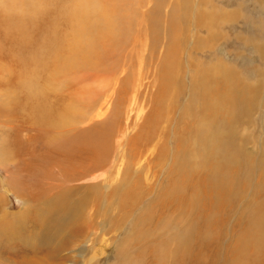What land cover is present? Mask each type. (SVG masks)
Returning a JSON list of instances; mask_svg holds the SVG:
<instances>
[{"label":"rangeland","instance_id":"rangeland-1","mask_svg":"<svg viewBox=\"0 0 264 264\" xmlns=\"http://www.w3.org/2000/svg\"><path fill=\"white\" fill-rule=\"evenodd\" d=\"M95 1L104 8L88 17L72 15L77 0H46L41 9L10 15L0 1V264H179L185 258L175 239L186 230L191 248L205 246L186 264H264V224L258 226L256 214L264 209V0ZM104 26L123 38L111 37L115 48L91 55L92 65L49 75L53 69L32 62L46 32L58 38L63 58L72 53L70 68L83 54L82 32ZM220 70L230 77L222 80ZM202 73L211 100L235 97L237 108L222 118L224 136L239 149L236 162L189 157L199 117L212 112L194 94ZM64 109L86 115L52 127ZM50 113L53 119L44 117ZM182 160L196 166L192 206L167 210L162 235L153 238V228L139 221L149 212L160 216L158 198L175 183L182 184L175 204L186 198ZM137 229L149 234L145 241L162 239L164 258L139 254L144 242L134 238Z\"/></svg>","mask_w":264,"mask_h":264},{"label":"bare ground","instance_id":"bare-ground-1","mask_svg":"<svg viewBox=\"0 0 264 264\" xmlns=\"http://www.w3.org/2000/svg\"><path fill=\"white\" fill-rule=\"evenodd\" d=\"M1 1V4H2V6L3 5H7V3H10V1H4V0H0ZM4 1V2H3ZM76 1V0H75ZM80 2L81 3V5H79V4H77L74 8H73V10H71V13H73L72 15L73 16H78V13L80 14V15H82V16H84L85 14H87V17L88 16H90V15H88V14H92V13H94L95 11H96V13H98V10H103V8L104 7H102V6H100V5H98L97 3H96V1L94 0V4H96V5H94L91 1H89V0H77V2ZM7 2V3H6ZM12 2H14V7L12 8V7H8V6H3V10H4V12L6 13V14H8V15H10V12L11 11H17L18 10V12L20 11V13H23V12H28V11H34V10H38V9H41L46 3V0H13ZM11 5V4H10ZM115 8H113V10H114ZM111 10V9H110ZM110 12H112V11H110ZM114 12H115V10H114ZM118 12V11H117ZM105 13V12H104ZM119 13V12H118ZM118 13H116V14H118ZM179 13V12H178ZM24 14V13H23ZM27 14V13H26ZM70 14V13H69ZM112 14V13H111ZM111 14H110V16H111ZM15 15V14H14ZM68 15V14H67ZM93 15V14H92ZM101 15L103 16V12L101 13ZM115 15V14H114ZM179 15V14H178ZM68 16H70V15H68ZM86 16V15H85ZM119 16V20H118V17L115 15V17H114V19L117 17V19L116 20H118V22L120 21V20H122V22H124L123 21V19H124V15L122 14V19L120 18V15H118ZM124 16V17H123ZM8 17H10V16H8ZM72 17V16H71ZM93 17V16H92ZM113 18V17H112ZM73 19H75V18H73ZM90 19V18H89ZM96 19H97V17H96ZM95 19V20H96ZM98 19H100V17L98 18ZM114 19H113V21H114ZM75 20H77V19H75ZM95 20H94V23H95ZM116 20H115V22H116ZM127 19H125V21H126ZM87 21V20H86ZM105 21V20H104ZM78 22H80V21H78ZM97 22V21H96ZM117 22V23H118ZM122 22H120L121 24H122ZM9 23V22H8ZM81 23V22H80ZM99 23V22H98ZM76 24V23H75ZM105 24V23H104ZM114 24V23H113ZM124 24V23H123ZM126 24V23H125ZM80 25V24H79ZM118 25V24H117ZM91 26H93L94 27V25H91ZM95 26H96V24H95ZM121 26V25H120ZM85 27V26H84ZM119 27V26H118ZM128 27V26H127ZM179 27V26H178ZM8 28V27H7ZM15 28V27H14ZM91 28V27H90ZM96 28V27H95ZM99 28V27H98ZM115 28H117V26L115 27ZM114 28V29H115ZM120 28V27H119ZM119 28H117L118 30H120ZM122 28V27H121ZM125 29V28H124ZM175 29H177V26H176V28H175V26H174V28H173V31L175 30ZM14 30V29H13ZM81 30V29H80ZM84 30V29H83ZM125 31V30H124ZM121 32V31H120ZM126 32V31H125ZM178 31H176V33H177ZM115 33H117V32H115ZM115 33H112V34H110L109 33V31L105 28V26L104 27H102V28H99V29H97V30H95L94 31V29L93 30H91V32H86V33H84V32H82V35H81V37H82V40L81 41H79L78 40V42H77V46H79V48L81 47V51L83 50V54H82V56H81V59H80V57H79V62H74L73 64H72V66L70 67V68H65V65L67 64V58L68 59H71V54L72 53H70V56H66V57H64L63 58V55H61L60 54V51H59V49H60V46H61V43H59V40H58V38L56 37V36H54V35H50V34H48V33H44V35H46V37H44V35H43V37H42V40H41V42H43V44H42V46H41V48H40V52H39V55L37 56V57H35L34 59H33V61L32 62H35L36 64H38L37 65V67L38 68H40L42 71L43 70H46V71H50V69H53L52 71H50V74L49 75H53L54 73L55 74H58V71H62V70H65V71H68V70H71V69H73V68H79L78 67V65L79 66H81V67H84L85 68V65H92V59H91V55H95V54H97L96 55V57L95 58H97V57H103V56H106L107 55V53H108V51H110V50H112L113 48H115V45H117V43L114 45L112 42V38L114 39V38H116V37H119L120 35H122V33L120 34L119 32H118V34H119V36H117ZM175 33V32H174ZM124 35H126L127 34V32H126V34L125 33H123ZM112 37V38H111ZM122 38H123V35L121 36ZM120 37V38H121ZM125 38V37H124ZM120 40V39H119ZM122 40V39H121ZM124 40V39H123ZM123 40H122V42H123ZM74 41H76V40H74ZM58 42V43H57ZM116 42V41H115ZM114 42V43H115ZM3 42H1V44H2ZM10 43V42H9ZM118 43H120V41L118 42ZM4 44V43H3ZM8 44V43H7ZM76 44V43H75ZM92 44H95L96 45V51H94V52H90L89 51V47L92 45ZM11 45V44H10ZM118 47V46H117ZM77 48V47H76ZM75 48V49H76ZM12 49V48H11ZM74 49V50H75ZM5 50V49H4ZM80 50V49H79ZM103 50H105L102 54H101V52L103 51ZM1 51H3V49L1 50ZM0 51V52H1ZM15 51V50H14ZM4 52V51H3ZM11 52V51H10ZM81 53V52H80ZM89 53V54H88ZM4 54H5V52H4ZM7 55V54H6ZM10 55V54H9ZM0 56L2 57L3 55L2 54H0ZM75 57V56H74ZM8 58H9V56H8ZM62 58H63V62H62ZM84 62H83V61ZM83 64H85V65H83ZM167 64H170L171 66H172V64L171 63H169V61L167 60L166 61V65ZM170 66V67H171ZM165 67H167V66H165ZM92 68H96L95 66H92ZM168 68V67H167ZM166 68V69H167ZM213 70V69H212ZM218 69H216V71H217ZM167 70H165V72H166ZM215 71V70H214ZM215 71V72H216ZM221 71V70H220ZM169 72H170V70H168V73L167 74H169ZM173 72V71H172ZM171 72V73H172ZM200 72V71H199ZM206 73V72H205ZM203 74L202 75V77H198V81H196L195 80V82H194V86H195V88H194V94L196 95V98L197 99H200V101H201V103H202V105H203V107H204V110L205 109H207V110H210V111H212L209 115H208V117L209 118H207V120L206 119H204V117H199L200 119V123H199V128H198V130H197V139H196V137H195V140H196V148H195V150H194V153H193V155H191V154H189V157H191V159L192 160H198V159H200V161L202 162V163H206L207 161H209L210 160V158H216V159H218V160H224V161H227L228 160V162H236V159H237V157H240L239 156V149H237L236 150V148L235 147H233V145L232 144H230L228 141H227V139H226V136H224V134L225 133H227V127L225 126L226 125V122H225V120H224V117L222 118V115H223V113L225 112V114L227 115V114H230L231 112H233V110L235 109V107H236V102H235V100H234V98H233V96H230L229 98H227V99H224V98H218V99H215V100H211L212 98H210L209 97V92H211V90H210V87H209V83L207 84L206 82H205V76H206V74ZM214 73V72H213ZM221 73H224V75H221L220 76V78L222 79V80H225V77L227 76V71L225 72V71H221ZM198 74V73H197ZM208 74H209V72H208ZM36 75V74H35ZM166 75V74H165ZM200 75H201V73H200ZM230 75H231V73H230ZM37 76V75H36ZM172 74H170V81H168V79H165V81L167 82V83H169V82H171V80H172ZM228 77V76H227ZM230 77V76H229ZM228 77V78H229ZM34 78H35V76H34ZM165 78V77H164ZM208 78V77H207ZM206 78V81L208 80ZM193 86V87H194ZM33 90H34V93H37V92H39V91H37V85H36V82L34 81V88H33ZM164 91V93H166V91H167V88H164L163 89ZM238 98V97H237ZM194 99V98H193ZM194 102H195V100H194ZM241 102H242V100H241ZM225 103H227L228 104V107L227 108H225ZM238 104H239V102H238ZM201 106V105H200ZM239 106V105H238ZM191 108H193V107H191L190 106V109ZM237 108V107H236ZM243 108V107H242ZM65 110V109H64ZM66 112H63V113H61L60 115H63L62 117H60V118H55V119H53L54 118V115L55 114H52V113H50L49 115H45L44 117L45 118H47V119H53L52 121H51V126L53 127V126H55V127H63V126H66L67 125V123L68 122H71V123H73L72 121L74 120V122H76V120H77V117L79 118V115H80V117L83 115V117L86 115V113H85V111H80L79 113H76V115H74V114H71V113H68L67 112V110H65ZM238 111V110H237ZM190 113H192V112H190ZM187 114V113H186ZM193 114V113H192ZM73 116H76V117H73ZM205 116V115H204ZM229 116V115H228ZM191 117H193V116H191ZM72 118H73V120H72ZM159 118V117H158ZM183 118V117H182ZM156 121H158V119L156 120H154V121H152V123L154 122V124L156 123ZM199 122V121H198ZM40 123L41 124H43V125H47V123H46V121L45 120H42V121H40ZM151 123V124H152ZM227 123H228V121H227ZM70 124V123H69ZM229 124V123H228ZM156 125V124H155ZM153 126V125H152ZM231 131V130H230ZM105 132V131H104ZM106 132H109V130L107 131L106 130ZM191 133V132H190ZM103 134V133H102ZM107 136V135H106ZM106 136L105 135H103V136H101L102 137V139H105L106 138ZM192 136V135H191ZM183 137V136H182ZM108 140V139H107ZM230 141V140H229ZM80 142H83V143H85L84 141H80ZM182 142V141H181ZM180 142V143H181ZM98 143H100V140H99V137L94 141L93 139H92V141H91V144H98ZM106 143H108V142H106ZM190 144V143H189ZM70 145V144H69ZM68 144H64V149L66 150L67 148H68V146H69ZM191 145V144H190ZM183 146V145H182ZM98 147V146H97ZM191 148H192V146H191ZM64 149H62V150H64ZM184 149V148H183ZM69 150V149H68ZM72 151H75V149L74 150H72ZM187 151L186 150H184L183 152H179V154H185ZM69 153H70V151H69ZM178 153V152H177ZM190 153V152H189ZM104 153H102V155H103ZM68 155V154H67ZM106 155V154H105ZM102 157V156H101ZM104 157V156H103ZM66 158V157H65ZM72 158V157H71ZM75 158H77V155H75V157H74V159ZM105 158V157H104ZM159 158H160V156H159ZM185 158H187V156L185 157ZM59 159V158H58ZM58 159L57 160H55V161H58ZM74 159L73 160H71V161H74ZM95 159V158H94ZM178 159V158H177ZM67 160H69V159H67ZM176 160V159H175ZM91 161V160H90ZM184 160H182L180 163V166H181V169H182V177L183 178H185L186 180H188V188H189V192H188V195L186 196V198L183 200V202H181L180 204H175V199H176V196H177V193L180 191V189H181V186H182V184H181V182H179V183H175L171 188H169V189H166L167 191L163 194V196H161V197H159L158 198V201H159V204L157 203V205H155V209L156 210H158L159 212H160V216H158V213H156L155 215H157V217H159L158 218V220H157V218L155 217V215H153L151 212H149L148 213V215L146 216L147 218H142V219H140V221H139V223H140V225H141V227H143V228H145V227H148V226H150L151 228H153V230H154V234H155V236H153V238L154 237H156V234L157 233H159V234H161L160 233V229H162L163 227H164V225L162 224V226H161V222H162V220L164 221L165 219H163L162 218V216H164V214H166V212H167V210H172V212H175V211H177V210H179V209H181L183 212H188L189 210H190V206H192L191 205V203H190V193H191V189H192V187H193V180L195 179V174H196V166L193 164V162H189V160H188V163H186L185 164V162H183ZM199 161V160H198ZM60 162V161H59ZM69 162H70V160H69ZM160 161H158V163H159ZM187 162V161H186ZM245 162V161H244ZM58 163V162H57ZM176 164V163H175ZM76 165H78L77 163H76ZM70 167V166H69ZM72 167V166H71ZM68 170H69V168H68ZM180 170V169H179ZM65 171V170H64ZM67 171V170H66ZM60 172H61V170H60ZM185 172V173H184ZM64 173V172H63ZM67 173V172H66ZM61 174H62V172H61ZM65 174V173H64ZM75 175H76V173H75ZM171 179V178H170ZM172 180V179H171ZM14 183H17V182H14ZM15 188V187H14ZM22 188V187H21ZM194 189H195V193H198V191L196 190V188L194 187ZM60 196V195H59ZM61 197L62 196H60V197H58L59 199H61ZM58 198H55V199H58ZM124 198V197H123ZM131 200V199H130ZM156 200V199H155ZM55 201V200H54ZM157 201V200H156ZM59 202H60V200H59ZM58 202V203H59ZM58 203H51L50 205L51 206H56V204H58ZM154 205V204H153ZM60 206V205H59ZM58 206V207H59ZM189 206V207H188ZM121 208V207H120ZM258 209V208H257ZM174 210V211H173ZM258 211V210H257ZM157 212V211H156ZM258 213H260V211L259 212H256V214H257V216H258V226L259 225H262V224H264V209L262 208V210H261V213H262V215H261V213L260 214H258ZM168 214V213H167ZM174 214V213H173ZM171 215V214H170ZM175 215V214H174ZM164 217H166V216H164ZM170 218H171V216H170ZM178 218V217H177ZM173 222V221H172ZM169 224V223H168ZM172 224V223H171ZM262 226H264V225H262ZM166 227H168L169 228V226H167L166 225ZM165 227V228H166ZM261 227V226H260ZM259 227V228H260ZM167 228V229H168ZM257 228V225H251V228H250V231L252 232V230L253 231H255V229ZM262 228H264V227H262ZM166 229V230H167ZM189 230H186V231H184L183 233H181V235L177 238V239H175L176 240V242H177V249H178V253H179V257H182V259H183V257L185 258V259H183L182 261H180L179 262V264H186L187 263V261H191L190 260V258H192V256H194V254L196 253V252H199L200 254L202 253V251L204 250V245L202 246L201 244H199V248L197 249V248H195V247H192L191 248V236H192V234L190 233V232H188ZM257 231V230H256ZM264 231V230H263ZM205 232H202V235L204 234ZM149 234L146 232V231H140V230H138L137 229V231L134 233V238L136 239V238H138V240H143V242H144V244L142 245V248H138L139 250H140V253L139 254H142V255H146L147 253H148V255H151L152 257H159V258H164V257H161L162 256V254H163V256L165 255V252H161V251H159V249H160V247L159 246H161V242H160V240H162V239H160V240H156L157 242H153V243H150V242H148V241H145L144 239H143V237H145V238H147V236H148ZM162 235V234H161ZM201 236V235H200ZM173 237H176V236H169V235H166V237H165V239H168V238H173ZM202 237V236H201ZM152 238V239H153ZM156 239V238H155ZM154 240V239H153ZM152 240V241H153ZM174 240V241H175ZM136 241V240H135ZM201 241V240H200ZM130 242H132V241H130ZM140 242V241H139ZM159 242V243H158ZM175 242V243H176ZM247 242H248V240H245V243H242V244H240L239 245V247H238V254H237V257L239 256V258H240V253L241 254H245V248H246V244H247ZM136 244H138L137 242H135ZM172 243H173V241H172ZM200 243V242H199ZM130 244V243H129ZM140 244V243H139ZM171 244V243H170ZM145 245H147L148 247H146ZM169 245V242H167V243H165V246L166 247H164V250L165 249H168V254L170 255V251H171V249L169 250V248H167V246ZM185 245H189V248L187 249V250H184L183 249V246H185ZM121 246V245H120ZM136 246V245H135ZM150 246V247H149ZM173 246V245H172ZM196 246V245H195ZM124 247V246H123ZM122 247V248H123ZM130 247V246H129ZM129 247H127V248H129ZM170 247V246H169ZM133 248V247H132ZM126 249V248H125ZM131 249V248H130ZM163 249V248H162ZM124 250V249H123ZM163 250V251H164ZM124 251H126V250H124ZM123 252V251H122ZM146 254H145V253ZM167 253V252H166ZM172 253L174 254V251H172ZM158 254H160V255H158ZM197 255V254H196ZM172 257V256H171ZM173 257H175L174 255H173ZM186 257H189V258H186ZM194 257H196V256H194ZM197 257H199V256H197ZM251 257V256H250ZM200 258V257H199ZM189 259V260H188ZM201 259H205V256H202V258ZM180 260V259H179ZM198 260V259H197ZM136 263H140V261H137Z\"/></svg>","mask_w":264,"mask_h":264}]
</instances>
